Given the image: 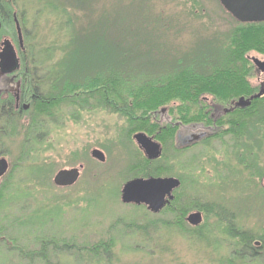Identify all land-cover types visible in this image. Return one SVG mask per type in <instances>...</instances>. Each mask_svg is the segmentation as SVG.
Wrapping results in <instances>:
<instances>
[{
  "label": "rangeland",
  "instance_id": "obj_1",
  "mask_svg": "<svg viewBox=\"0 0 264 264\" xmlns=\"http://www.w3.org/2000/svg\"><path fill=\"white\" fill-rule=\"evenodd\" d=\"M13 2L34 66L54 65L57 58L34 57L43 49H60L72 31L79 36L74 38L78 56L71 64L79 65L78 38L85 29L90 35L115 28L149 31L162 59L172 60L206 43L227 45L237 26L218 0ZM68 20L72 24L66 28ZM8 28L6 34L15 33L14 23ZM58 51L56 56H62ZM248 58L264 60V54L252 51ZM251 63L254 87L264 76ZM52 111L38 133L34 118L32 124L24 118L8 125L0 138L13 166L0 195V264H30L25 253H45L35 255L31 264H264V119L255 117L241 138L213 129L211 140L186 147L206 132L179 126L173 141L156 139L162 156L150 171L183 185L178 212L153 214L121 201L124 185L150 161L134 141L141 132L131 133L124 118L105 110L62 104ZM166 114L158 116L162 125L174 121L170 111ZM94 149L105 154L104 163L91 157ZM81 165L75 186L54 185L60 170ZM192 213L203 215L202 224L186 221ZM230 231L254 237L251 247L259 255L237 258L241 237ZM98 244L107 250L97 253Z\"/></svg>",
  "mask_w": 264,
  "mask_h": 264
},
{
  "label": "trees",
  "instance_id": "obj_2",
  "mask_svg": "<svg viewBox=\"0 0 264 264\" xmlns=\"http://www.w3.org/2000/svg\"><path fill=\"white\" fill-rule=\"evenodd\" d=\"M0 12L10 16L11 22L13 0H0ZM71 24L68 20L66 28ZM236 25L227 45L218 47L206 43L204 47L186 51L180 58L175 56L172 60L162 59L160 49L156 48L159 44L149 31L136 27L121 31L115 28L113 32L97 30L90 35L89 29H85L78 38L81 42L78 43L79 54L84 61L79 65L71 64L78 56L74 38L79 36L72 31L60 49H43L37 52L38 58L34 57L35 60L42 59V55L46 59L57 58L52 66H34L36 133L44 125L43 119L53 117L52 109L62 104L80 111L100 109L118 114L126 120L131 133H145L166 143L173 141L179 129V125H175L178 121L184 125H213L202 98L211 96L219 104L231 107L241 98L252 97L255 89L249 78L253 65L248 55L252 51L264 54V23L236 21ZM56 51L62 56L57 57ZM86 59L93 62L86 64ZM164 108L174 119L166 125L158 121ZM263 110L264 97L253 100L250 107L234 109L225 117L224 123L229 127L226 133L234 138L243 137L246 126L255 117L264 119ZM145 162L146 169L136 177L161 176L159 171H150L151 161ZM230 235L241 237L243 249L234 251L237 258L246 259L249 255L254 259L259 255V251L251 247L254 237L231 231ZM96 249L97 253L106 251L107 245L98 244Z\"/></svg>",
  "mask_w": 264,
  "mask_h": 264
},
{
  "label": "flooded vegetation",
  "instance_id": "obj_3",
  "mask_svg": "<svg viewBox=\"0 0 264 264\" xmlns=\"http://www.w3.org/2000/svg\"><path fill=\"white\" fill-rule=\"evenodd\" d=\"M218 2L224 8L221 1L218 0ZM229 14L232 16L231 13ZM11 16H12V19H11V22H9L10 16H7V14L4 15L3 13L0 12V138L3 135L5 128H7V126L12 123H16L17 121L18 123H21V121H23L24 118H28L30 124L33 123L32 109L34 105V99L36 97L35 86H34L35 68H34V65L32 64L33 63L32 60L29 58V54L28 53L26 54V51H27L26 45H25L26 43L25 35L26 34H25L24 29L22 28V26L19 24L17 20L16 13L13 12ZM13 23L15 24V29H16L15 33L13 32V33L6 34L7 33L6 30H8L9 29L8 27H11ZM4 25H6V27ZM18 25L20 27L22 41H21L19 30L17 27ZM9 52H12L14 55L13 62H9L6 59V56ZM256 71L258 72L257 69ZM261 74L264 76V73H261ZM252 88L255 89L254 95L263 93L261 98L264 97V80L260 81L259 85L254 86ZM210 97L211 96H205L202 98V100H203L204 105L206 106V114L209 115L208 119H211L213 121V125H207L205 123H195V124H190V125H184V124H181L180 121H178L175 124V125L181 126L182 128L194 126L193 130L198 128L199 131L206 132L205 135L201 138H198V136L195 137L196 141H194L190 145H187L186 147H192L194 145H197L198 143L205 142V141L208 142L209 140H211L209 138L212 137L213 129H216V130L222 129L225 131L228 130L229 127L227 126V124L224 123L226 121L225 117L229 113L234 112V109L239 110V108H235L237 101L233 102L231 104V107H226L224 105L217 103L215 100L211 99L212 97L211 98ZM168 112L169 111L167 110L166 113ZM168 115L166 114V116ZM158 116L160 117V115ZM167 121L171 122L172 120L169 118V120ZM218 121L222 123L218 124ZM200 135L202 136L203 134H200ZM149 137L154 138V140L156 141L155 137H152V136H149ZM180 138L183 140H187V138H184L183 135ZM4 152L5 151H3L2 149V143L0 140V195H2L1 192L3 190L2 189L3 182L8 179V176L11 175L12 170H13V166L8 160L9 158L4 156ZM2 161H6V166L4 170L2 169L3 167L1 164ZM154 161H157V160H154ZM154 161H151V162L153 163ZM150 165H153V164H150ZM149 178H156V177H149ZM149 178H135V179H149ZM180 182H181V186L178 189L174 190L173 192L174 199L171 201H168V197H166L165 207L160 211V213H162L164 210L174 212V213L178 212L179 203L177 202V200L179 198V190L181 189L183 185L181 180ZM68 188H71V187H68ZM62 189H65V188H62ZM125 205H134L138 207L142 206L146 210H148L150 213H153L146 204L138 205V204L130 203V204H125ZM153 214H158V213H153ZM53 242L57 243L56 241H53ZM47 245L48 244L43 245L44 250H46ZM25 254L27 256L25 257V259L24 258L23 259L31 264L35 260L34 259L35 255H39L40 253H37V254L36 253H30V254L25 253ZM39 256L43 257L45 256V253L40 254Z\"/></svg>",
  "mask_w": 264,
  "mask_h": 264
},
{
  "label": "water",
  "instance_id": "obj_4",
  "mask_svg": "<svg viewBox=\"0 0 264 264\" xmlns=\"http://www.w3.org/2000/svg\"><path fill=\"white\" fill-rule=\"evenodd\" d=\"M224 8L232 14L236 21L240 23H264V0H220ZM22 41V35L19 25L17 26ZM7 61L13 62L14 55L9 52L6 56ZM256 69L264 73V60L252 58ZM263 93H259L249 99L241 98L235 105V108L245 109L250 107L253 100L260 99ZM166 113L167 109L161 110ZM134 141L143 151L150 161L158 160L162 156V146L154 138L145 133H138L134 136ZM196 141V139H195ZM91 157L101 163L106 161L105 154L94 149ZM2 169H5L6 161H2ZM83 165L79 168L60 170L54 177V185L58 188H68L74 186L81 177ZM181 186V182L176 178H149L135 179L126 183L122 189L121 200L124 204H146L153 213L160 212L168 201L174 199L173 192ZM187 222L197 227L203 222L201 213H192L187 217Z\"/></svg>",
  "mask_w": 264,
  "mask_h": 264
}]
</instances>
